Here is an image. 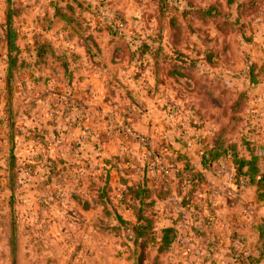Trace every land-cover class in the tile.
I'll use <instances>...</instances> for the list:
<instances>
[{
  "label": "rangeland",
  "instance_id": "1",
  "mask_svg": "<svg viewBox=\"0 0 264 264\" xmlns=\"http://www.w3.org/2000/svg\"><path fill=\"white\" fill-rule=\"evenodd\" d=\"M8 6L22 53L8 52V7L0 0V264L13 258L185 264L175 245L162 254L144 250L117 217L134 224L127 188L142 171L171 178L173 161L183 169L185 160L201 157L195 148L212 137L221 112L199 88L206 75L219 85L249 84L253 69L258 84L248 86L243 126L264 170V0H10ZM35 36L81 55L70 83L56 61L34 66ZM118 42L124 46L116 53ZM176 51L185 64H198L196 82L168 76ZM198 105L207 106L204 116L194 113ZM240 154L248 156L244 146ZM223 161L211 175H229L230 160ZM252 190L241 197L235 190L224 202L235 210L245 202L252 213L264 209V180ZM188 249L192 264H206L208 248ZM230 249L235 263L250 264L251 247L238 242Z\"/></svg>",
  "mask_w": 264,
  "mask_h": 264
},
{
  "label": "trees",
  "instance_id": "2",
  "mask_svg": "<svg viewBox=\"0 0 264 264\" xmlns=\"http://www.w3.org/2000/svg\"><path fill=\"white\" fill-rule=\"evenodd\" d=\"M9 3L10 0H6L8 7L5 26L7 31L6 45L9 49V54H11L12 50L20 54L22 53V50L20 49L21 51H19L18 46L15 44V30L12 27V13L9 11ZM55 13L56 15H60V17H64V15L59 12L57 6L55 8ZM63 19H66L67 21L69 20L68 17ZM223 23L227 24V22H222V30ZM230 24L232 26V22H230ZM232 30L233 29H230L229 27L226 32ZM91 39L93 38L91 37ZM117 44L118 46L114 48V51L119 53L121 47L124 45L119 42ZM123 49L127 51L126 53L128 55H134L132 54V51L130 52L126 47ZM29 53L33 57L34 66L38 69H43L44 67L48 68L50 66V62H48L49 59L54 62L56 61V65L60 67V70L68 75V83H70V80L72 79L73 69L71 67L77 62L76 60L81 58L80 54L67 48L58 51L51 42L47 39L44 40L39 36L34 37ZM174 55L177 59L171 64V66H169V69L167 70L168 76L173 77L174 79H179L180 77L186 78L190 79L189 81L192 83L196 82L198 64L195 63V61H189V64H185V55L182 54L181 51H176ZM90 57L92 56L90 55ZM166 57L167 55L163 56V59ZM13 58V62L15 63L17 60L15 57ZM160 69V66H156L155 70L159 71ZM253 72V69H250V82L252 81L250 84L257 83V81L253 79L255 76L253 75ZM208 78L207 75L206 79L205 76L203 77L199 88H204L202 94L209 97L211 101L214 104H217L219 109H221V112L215 115V118L213 119L214 123H219L221 125L213 131L210 147L201 155V160L204 165H202V169L205 168L210 171L214 165L223 163V160L228 159L230 160V163H232L234 169L236 186L238 188L242 185L255 186L258 189L260 183L264 180V173H262L259 168L260 157L254 153L253 146L249 144L250 140L245 135H241L240 131V129L245 126L243 124L244 118L242 113L247 108L249 87L247 90L243 88V90H235L229 87L225 82H221L220 85L217 83V85L213 81L209 82L210 80ZM206 83L209 84L208 87H206ZM193 87H195L194 84ZM199 88H197L198 91ZM204 107L207 106L203 105L200 108L198 105V107L194 108V113L199 114L198 116H204ZM223 119H225L226 122L222 124ZM242 140H244V143H242ZM238 141L241 143H238ZM243 146L247 151V157L240 154V148ZM189 161L190 160H185L182 171L177 172L175 170L174 172H169V176H173L171 178H175L178 181L175 186L176 188L173 191L181 196V206L184 210L194 206V192L201 183V179L196 182L198 179L197 177H200L201 173L193 172L192 169L194 168L188 166ZM175 162L178 161H173V163ZM142 173L141 177L132 182L127 188L131 193L128 197V207L135 216V222L134 224H130L121 218V216H118L117 218L120 223L119 228L121 226H126L127 229L129 228L133 233L134 242L141 241L140 247L144 250L146 246H150L155 247L157 253L167 252L174 245L177 238V220H182L185 217L181 213L175 218L172 216H164L163 213H161V211L165 213L166 210L171 211L173 209L172 206L169 207L162 204V201L166 200L171 195V190L167 189L165 186L169 185L168 181L170 177L161 178V176L158 175L150 178L149 175H146L145 171H142ZM120 181L123 184L125 183L122 178H120ZM149 184L152 186H149ZM162 221H164V223H161ZM255 230L257 232V239L251 247L252 252L247 254L245 260L250 264H264V219L261 220ZM241 253H243V251ZM12 263L15 264V258H13Z\"/></svg>",
  "mask_w": 264,
  "mask_h": 264
},
{
  "label": "crops",
  "instance_id": "3",
  "mask_svg": "<svg viewBox=\"0 0 264 264\" xmlns=\"http://www.w3.org/2000/svg\"><path fill=\"white\" fill-rule=\"evenodd\" d=\"M230 81L228 79L225 83L235 90H240L243 87L250 86V83L247 84L246 82H243L241 84L240 82L231 83ZM257 84L258 83H256V85ZM256 91H258V89ZM252 92L253 90L251 89V93ZM255 93L252 94L251 97H254ZM204 111L205 110H203V112ZM225 122L226 120L223 119L222 124ZM212 125L214 129H217L221 124L214 123L212 121ZM245 129V127L240 129L241 135H245L250 141H253L247 136ZM208 135L207 140L202 138L203 142H199L198 148H195L200 156L207 148L210 147L211 133ZM241 149L242 148H240V151ZM261 162L262 161L260 159L259 168L260 171L264 173ZM180 163L183 162H175L170 165V172H172V170H176L177 172L182 171ZM202 165L203 161L201 160V157L198 160L191 159L188 165L190 168H194L192 169L193 172L201 173L200 177H197L198 179L196 180L197 182L201 179V183L200 186H196L197 188L194 192V206L185 210L183 209L181 206V196L173 191L176 188L175 186L178 181L175 178H170L168 181L169 185L165 186L167 189L171 190V195L166 200H163L162 204L169 207L172 206L173 209L171 211L166 210L165 213L161 211V213H163L164 216H172L174 218L178 217V214L181 213L185 217L182 220H177L178 233L174 242V245L179 248L178 255L182 259H184V252L189 250L188 248L191 246L193 248H208V256L203 258L204 263L206 264H237L233 260L230 248H234L238 242L246 248L254 245L257 239V232L255 228L260 224L261 220L264 219V209L258 208L255 213H252L249 209H246L244 202V206L243 203H241L239 209L235 210L227 207L224 199L232 196V194L235 193V190L241 197L242 193L246 190H250L252 188V191L255 192L257 188L255 186L243 185L238 188L236 186L233 173L234 169L231 163L229 164V167H232L233 171L230 168L229 175H225L223 177L211 175L208 169H202ZM148 173L149 172L147 170V176L149 175ZM149 186L152 185L149 184ZM216 201L221 203V206L218 208L215 207V203H217ZM247 224H250L249 229H247ZM248 230L251 233H247ZM192 261L195 262V260Z\"/></svg>",
  "mask_w": 264,
  "mask_h": 264
},
{
  "label": "built area",
  "instance_id": "4",
  "mask_svg": "<svg viewBox=\"0 0 264 264\" xmlns=\"http://www.w3.org/2000/svg\"><path fill=\"white\" fill-rule=\"evenodd\" d=\"M154 162H156V159H155V161ZM155 165H157V167H156V169L160 172V173H162V174H164L165 172H166V167L160 162V164H158L157 162L155 163ZM224 166H222V168H223ZM187 255H189V250H186L185 252H184V263L185 264H192V261H190L188 258H187ZM239 256H238V254H235L234 255V258L235 259H237Z\"/></svg>",
  "mask_w": 264,
  "mask_h": 264
}]
</instances>
